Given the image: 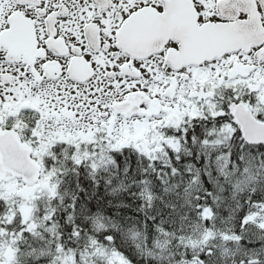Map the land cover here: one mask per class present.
Segmentation results:
<instances>
[{
	"label": "snow or ice",
	"instance_id": "obj_1",
	"mask_svg": "<svg viewBox=\"0 0 264 264\" xmlns=\"http://www.w3.org/2000/svg\"><path fill=\"white\" fill-rule=\"evenodd\" d=\"M0 264H264V0H0Z\"/></svg>",
	"mask_w": 264,
	"mask_h": 264
}]
</instances>
